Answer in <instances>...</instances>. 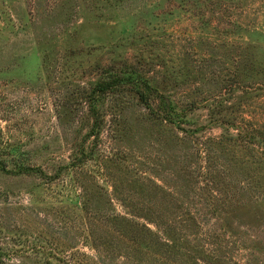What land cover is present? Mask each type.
Wrapping results in <instances>:
<instances>
[{
	"label": "rangeland",
	"instance_id": "rangeland-1",
	"mask_svg": "<svg viewBox=\"0 0 264 264\" xmlns=\"http://www.w3.org/2000/svg\"><path fill=\"white\" fill-rule=\"evenodd\" d=\"M0 264H264V0H0Z\"/></svg>",
	"mask_w": 264,
	"mask_h": 264
},
{
	"label": "trees",
	"instance_id": "trees-1",
	"mask_svg": "<svg viewBox=\"0 0 264 264\" xmlns=\"http://www.w3.org/2000/svg\"><path fill=\"white\" fill-rule=\"evenodd\" d=\"M146 93V92H145ZM151 93V92H150ZM150 93H146V95L148 96V94H150ZM144 95V94H143ZM144 98H145V96H144Z\"/></svg>",
	"mask_w": 264,
	"mask_h": 264
}]
</instances>
